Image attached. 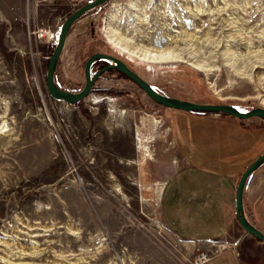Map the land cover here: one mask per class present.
<instances>
[{
    "label": "rangeland",
    "instance_id": "rangeland-1",
    "mask_svg": "<svg viewBox=\"0 0 264 264\" xmlns=\"http://www.w3.org/2000/svg\"><path fill=\"white\" fill-rule=\"evenodd\" d=\"M83 3L0 0V264H193L213 247L182 242L162 224L163 165L184 152L205 170L223 174L227 163L242 172L264 153V122L235 118L239 127L162 107L113 69L77 103L50 98L48 56ZM108 22L130 47L177 57L129 56L108 41ZM95 52L167 96L264 108V0H108L71 25L54 83L79 90ZM100 66L94 61L91 73ZM204 172L194 173L207 186ZM246 184L255 204L248 221L264 234V163ZM238 228L242 259L263 260L260 242Z\"/></svg>",
    "mask_w": 264,
    "mask_h": 264
},
{
    "label": "crops",
    "instance_id": "crops-1",
    "mask_svg": "<svg viewBox=\"0 0 264 264\" xmlns=\"http://www.w3.org/2000/svg\"><path fill=\"white\" fill-rule=\"evenodd\" d=\"M194 115L209 120L224 118L241 126L238 120L228 115L226 118L219 114ZM197 164H200L199 161L191 163L184 152H176L173 161L163 165L165 172L158 186V213L162 224L180 241L188 244H230L229 248L212 255L204 264H264V259L258 258L247 263L240 256L239 248L235 247L243 237L234 216L235 187L242 169L226 163V172L222 174L220 171L205 170ZM224 167L225 164L219 165L217 170ZM195 171H208L204 173L210 174V183L207 186L197 183L198 174ZM204 180L207 181V178ZM245 188L242 205L246 215L255 212V204L252 194ZM234 235L237 237L234 238Z\"/></svg>",
    "mask_w": 264,
    "mask_h": 264
},
{
    "label": "water",
    "instance_id": "water-1",
    "mask_svg": "<svg viewBox=\"0 0 264 264\" xmlns=\"http://www.w3.org/2000/svg\"><path fill=\"white\" fill-rule=\"evenodd\" d=\"M108 0H92L85 2L66 16L62 21L53 49L48 56L45 69V90L47 95L54 99L63 101L71 105L81 101L88 93L94 81L105 71L113 69L121 73L131 82H133L149 99L156 104L168 108L176 109L182 112L192 113H211L225 114L238 120H245L251 117H258L264 122V108L253 107L247 111L239 112L229 104H210L195 103L175 97L167 96L155 91L145 80L139 77L134 71L129 69L121 60L108 54L95 52L90 54L83 64V85L75 92H70L59 88L53 80L55 65L62 50L65 37L71 25L91 8L99 6ZM96 60H105L111 62L98 68L93 74L90 71V65ZM264 163V153L260 154L251 163H249L239 174L235 187L234 195V216L238 226L243 232L260 242L262 257L264 259V234L255 228L247 219L242 205V194L249 176Z\"/></svg>",
    "mask_w": 264,
    "mask_h": 264
},
{
    "label": "bare ground",
    "instance_id": "bare-ground-1",
    "mask_svg": "<svg viewBox=\"0 0 264 264\" xmlns=\"http://www.w3.org/2000/svg\"><path fill=\"white\" fill-rule=\"evenodd\" d=\"M105 34L106 37L108 38V41L114 47L123 51L129 56L135 57L144 62H150V63L168 62V61H172L173 59H175V57H177L175 56L176 54L170 51L164 52V51L138 49L137 47L134 46L130 47L129 42H127L126 39L121 34H119L115 29H113L109 22L106 24Z\"/></svg>",
    "mask_w": 264,
    "mask_h": 264
},
{
    "label": "built area",
    "instance_id": "built-area-1",
    "mask_svg": "<svg viewBox=\"0 0 264 264\" xmlns=\"http://www.w3.org/2000/svg\"><path fill=\"white\" fill-rule=\"evenodd\" d=\"M85 2H90L91 0H82ZM46 35V32L44 31L43 34L41 35ZM49 38L52 37V34H49L48 36ZM209 245H211L213 247L212 251H201L198 254H196V256L193 257V264H204L206 261L209 260V258L216 254L217 252H219L220 250H223L225 248H229L230 244L225 243V242H215V243H210Z\"/></svg>",
    "mask_w": 264,
    "mask_h": 264
},
{
    "label": "trees",
    "instance_id": "trees-1",
    "mask_svg": "<svg viewBox=\"0 0 264 264\" xmlns=\"http://www.w3.org/2000/svg\"><path fill=\"white\" fill-rule=\"evenodd\" d=\"M98 7H99V6L93 7V8H91L89 11H96V10H98ZM155 91H157V92L160 93V94L166 95L165 93H163V92H161V91H159V90H156V89H155ZM197 114H211V113H197ZM245 216H246V219L248 220L247 215H245Z\"/></svg>",
    "mask_w": 264,
    "mask_h": 264
},
{
    "label": "flooded vegetation",
    "instance_id": "flooded-vegetation-1",
    "mask_svg": "<svg viewBox=\"0 0 264 264\" xmlns=\"http://www.w3.org/2000/svg\"><path fill=\"white\" fill-rule=\"evenodd\" d=\"M100 62H101V66H100V67H102V66H104V65H107V64H110V63H111V62H109V61H105V60H100ZM91 65H92V64H91ZM91 65H90V71H91ZM100 67H98V68H100ZM98 68H97V69H98ZM97 69H96V70H97ZM96 70H95V71H96ZM95 71H94V72H95ZM94 72H93V73H94ZM93 73H91V74H93ZM81 87H82V86H81ZM77 91H78V90H77Z\"/></svg>",
    "mask_w": 264,
    "mask_h": 264
}]
</instances>
